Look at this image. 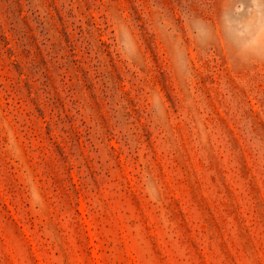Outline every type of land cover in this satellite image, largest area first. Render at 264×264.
<instances>
[{"label":"rangeland","instance_id":"rangeland-1","mask_svg":"<svg viewBox=\"0 0 264 264\" xmlns=\"http://www.w3.org/2000/svg\"><path fill=\"white\" fill-rule=\"evenodd\" d=\"M0 264H264V0H0Z\"/></svg>","mask_w":264,"mask_h":264}]
</instances>
